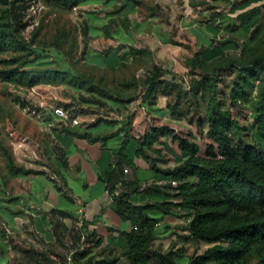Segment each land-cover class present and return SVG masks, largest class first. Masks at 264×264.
Wrapping results in <instances>:
<instances>
[{"label":"crops","instance_id":"1","mask_svg":"<svg viewBox=\"0 0 264 264\" xmlns=\"http://www.w3.org/2000/svg\"><path fill=\"white\" fill-rule=\"evenodd\" d=\"M77 1V20L83 29V62L99 69H117L132 62L129 51L134 48L149 51L158 67L183 75L188 70L185 61L194 55L210 63L222 54L236 57L244 44H252L258 34L231 27L237 24L239 14L264 5V0ZM138 104L129 110L128 120L114 111L111 122L81 125V129L89 128L92 135L99 137L94 143L59 128L45 129L50 139L48 163L35 167L33 174H11V179L2 184L7 196L0 198V264H10L14 258L19 262L35 261L36 253L27 250L33 245L24 246L28 245L27 237L51 248L69 243L79 251L84 235L92 231L103 238L101 248L106 249L99 260L116 256L119 264L124 259L117 249L125 246L121 233L129 232L131 224L115 212V198L107 190L106 175L120 161L128 170L121 181L136 182L139 187L129 198L133 204L169 199L162 191L143 193L147 187L161 185L158 181L162 176L136 156L137 140L149 131L145 126L148 123L141 126V121L153 117L156 106L165 105L156 103L147 109L146 103ZM120 106L113 104L114 109ZM101 125L106 128L93 132ZM163 141L165 150L178 159L180 153ZM172 163L176 165L169 162ZM116 188V194L124 191L120 183ZM8 235L15 236L23 250L15 257L9 255L12 248L7 244Z\"/></svg>","mask_w":264,"mask_h":264},{"label":"trees","instance_id":"2","mask_svg":"<svg viewBox=\"0 0 264 264\" xmlns=\"http://www.w3.org/2000/svg\"><path fill=\"white\" fill-rule=\"evenodd\" d=\"M27 1L0 0V54L12 45H20L19 34L25 28L21 12L27 8ZM78 5L77 0L60 1V6L68 10ZM236 22L231 28H245L258 34L252 44L242 46L238 56L228 57L222 54L207 63L194 55L185 61L190 74L198 69L206 73L201 79H193L192 82L195 90H208L205 125L213 143L207 145L204 156L199 154L200 146L196 142L177 135L166 125L149 129L137 140L136 156L147 162L153 172L160 174L168 182L166 186L172 189L167 195L169 199L144 205L133 204L129 198L139 191V187L136 182L121 181L124 173L120 161L106 175L107 190L115 198V212L122 220L131 224L129 232L121 233L125 238V246L120 248L119 253L128 264H149L153 258L163 264L173 262V251L162 254L153 249L158 219L152 218L150 211L158 212L163 217L188 218L189 236L195 242L211 245L201 255L188 258L186 264H264V5L239 14ZM72 31L74 39L68 53L72 52V47H78V33H83L82 28L75 26ZM67 36L68 33L63 32L58 39L62 37L66 42ZM129 52L132 61L142 55H151L147 50L134 48H130ZM224 69L236 70L238 80L232 89L235 99L241 95L248 97L246 85L257 89L258 99L252 109L254 126L261 141L259 144H238L230 135L231 130L240 126L238 119L224 108L219 97L215 77ZM208 72L212 74H207ZM68 76L70 74L67 72L42 66H37L35 71H0L2 81H15L28 87L49 81L72 84L76 77L68 79ZM164 77V71L153 65L140 84L132 81L121 83L120 87L128 90L142 86V102L149 106H154L158 96L163 95L167 98L165 107L169 110L173 101H177L176 106L178 105L182 89L165 81ZM255 82L258 83L257 86ZM82 83L89 93V98L83 101L85 104L104 107L107 100L113 99L112 91L88 80H83ZM123 90L116 92L119 98L126 96ZM118 102L123 104L122 101ZM175 108H172V115L176 114ZM198 124L202 122L198 121ZM62 130L70 136L91 143L99 140L98 136L89 132V128L66 127ZM164 138H171L177 143L180 152L178 159L165 150ZM125 142L126 138L123 145ZM159 144L161 145L158 146ZM159 162H175L176 165L168 173L162 174L157 167ZM127 163L130 164V161ZM62 164L66 166V161L63 160ZM22 172L30 173L22 169L15 170L16 174ZM119 183L124 191L116 194V184ZM80 241L81 236L78 237V242ZM102 243L103 238L95 231L84 235L81 246L86 247H82L84 251L80 255V261H75V264H117L116 256L99 260L92 254L98 248L101 253L106 251L101 248ZM183 254L184 251L180 250L179 256ZM39 257L35 264L52 262L41 252Z\"/></svg>","mask_w":264,"mask_h":264},{"label":"rangeland","instance_id":"3","mask_svg":"<svg viewBox=\"0 0 264 264\" xmlns=\"http://www.w3.org/2000/svg\"><path fill=\"white\" fill-rule=\"evenodd\" d=\"M60 1L28 0L27 8L21 12L25 28L19 34L20 45H12L6 52L0 54V71L9 69L35 71L37 66H42L46 69L67 72L70 74L68 79H72V76L76 77L72 84L49 81L32 87L15 81L8 83L0 79V198L5 199L7 196L6 190L2 189V184L5 185L6 179H11V174H16L15 170L22 169L33 174L35 167L48 163L50 139L45 129L47 127L66 128L58 121L56 111H70L71 114L79 116L81 125H86L99 119L103 122H111L114 111L117 115L124 114L128 120L130 119L127 116L129 110L138 107V103H144L142 102V86L123 90L120 84L132 81L140 84L151 67L155 65L152 55L139 56L136 61L117 69H99L86 64L83 62L79 33L78 47L74 45L72 52L68 53L74 39L73 26L81 28L77 20L79 12L61 7ZM63 32L68 33L66 42L62 37L58 39ZM22 63L25 64L22 65ZM162 70L165 73V81L181 87V97L178 99V105L176 106L177 101H173L169 110L165 106V108L156 106L155 115L148 120L141 121V126L146 122L149 125H145L146 130L151 129L152 126L171 127L177 135L196 142L200 146L199 154L204 156L207 145L213 143L207 134L205 125L208 90H195L192 82L193 79H201L206 73L198 69L193 74L187 70L183 75L168 69ZM207 74H212V72ZM236 76L235 69H224L219 71L215 77L224 108L233 113L239 122L240 127L231 130L230 135L238 144H259L261 141L254 126L252 109L258 99L257 89L245 84L248 97L244 98L241 95L235 99L232 89L235 87V81L238 80ZM83 80L112 91L113 99L107 100L104 107L85 104L83 101L89 98V93L82 85ZM257 85L258 83L255 82V86ZM122 90L126 96L119 98L116 92ZM118 101H122L123 104ZM166 102L167 98L164 99L163 95L158 96L157 103H160V106L166 105ZM113 104L121 105V109H114ZM150 107L152 108L146 105L147 109ZM174 107H176V114L172 115L171 111ZM198 121L202 124H198ZM102 127L106 128L104 125L97 126L93 132L99 131ZM164 140L168 141L172 151L176 154L180 153L176 142L171 138H164ZM174 165L159 162L157 167L160 173L166 174L173 169ZM19 174L27 175L24 172ZM158 182L162 183L155 185L157 189L154 188L155 186H150L143 193H161L162 191L168 195L172 192V189L166 186L168 182L163 177ZM149 214L152 218L158 219L153 249L162 254L173 251L175 255L172 263L164 264H186L188 258L201 255L206 248L211 246L195 242L189 236L188 218L163 217L158 212L151 211ZM3 236H6L4 231ZM8 236L7 244L12 248L9 255L15 257L19 251L23 252V250L15 236ZM27 238L29 239L27 240L28 245L24 246L33 245L32 248L27 249L28 252L36 253L34 256H37V259L40 258L39 253H43L49 261H52L51 264H75L80 261V255L84 251L82 249L75 251V247L69 243L51 248L42 245L33 237ZM3 249L6 250L5 245ZM117 250V253H120V248ZM180 250L184 251L181 257L179 256ZM92 254L97 258L104 255L100 250H93ZM18 263L35 264L36 262L33 259H23L19 262L14 258L10 264ZM119 264H128V262L124 258ZM149 264L163 263L153 258Z\"/></svg>","mask_w":264,"mask_h":264},{"label":"built area","instance_id":"4","mask_svg":"<svg viewBox=\"0 0 264 264\" xmlns=\"http://www.w3.org/2000/svg\"><path fill=\"white\" fill-rule=\"evenodd\" d=\"M74 11L77 10V7L72 8ZM166 97H164L165 99ZM135 111V109L132 111V113ZM56 116L58 118V121L63 123L66 127L74 128V127H80V118L78 115H73L69 111H56ZM123 172L126 174L128 172L127 169H123Z\"/></svg>","mask_w":264,"mask_h":264}]
</instances>
